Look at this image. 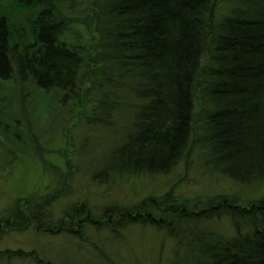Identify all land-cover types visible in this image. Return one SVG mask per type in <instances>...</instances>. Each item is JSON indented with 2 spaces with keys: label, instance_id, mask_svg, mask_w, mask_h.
I'll list each match as a JSON object with an SVG mask.
<instances>
[{
  "label": "trees",
  "instance_id": "16d2710c",
  "mask_svg": "<svg viewBox=\"0 0 264 264\" xmlns=\"http://www.w3.org/2000/svg\"><path fill=\"white\" fill-rule=\"evenodd\" d=\"M59 1H0L1 80L53 92L92 126L115 127L121 110L130 111V130L107 171L165 173L192 147L234 181L264 179V0H226L225 11L221 0H87L91 41L72 29ZM19 9L30 13L28 37ZM15 116L19 125L28 119L25 107ZM49 200L15 207L0 233L33 224L80 238L98 228L83 206L48 226L51 216L41 213ZM165 205L149 198L120 215L118 226H152L175 239L169 264H264V200ZM222 215L233 234L210 225ZM14 261L58 264L35 251H0V264Z\"/></svg>",
  "mask_w": 264,
  "mask_h": 264
},
{
  "label": "rangeland",
  "instance_id": "374dc122",
  "mask_svg": "<svg viewBox=\"0 0 264 264\" xmlns=\"http://www.w3.org/2000/svg\"><path fill=\"white\" fill-rule=\"evenodd\" d=\"M59 3L63 13L72 19V29L91 41L94 33L84 25L91 11L88 1ZM220 6L225 11L230 2L221 0ZM14 14L28 37L30 13L19 9ZM59 101L53 92L45 93L32 85L20 89L15 79H0V220L11 217L15 207L26 209L28 202L50 199L41 213L44 219L51 216L53 224L44 221L48 226L56 228L83 206L96 219L92 226L98 228H87L80 238L61 231L45 234L33 224L23 229H6L0 233V251H35L58 264H169L176 240L152 226L119 227L120 215L149 198L166 201L165 207L191 209L226 197L241 204L264 200V179L251 183L234 181L212 169L198 148L191 147L165 173L107 171L113 150L130 130V111L121 110L115 127L92 126L75 116L81 109L72 115L71 104ZM19 106L25 107L28 118L21 125L15 121ZM4 115L10 120L9 134L3 131ZM36 213L33 211L32 216ZM210 225L227 235L233 234L230 219L224 215Z\"/></svg>",
  "mask_w": 264,
  "mask_h": 264
}]
</instances>
